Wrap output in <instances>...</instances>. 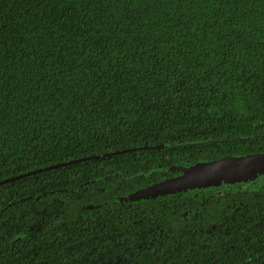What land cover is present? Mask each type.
I'll list each match as a JSON object with an SVG mask.
<instances>
[{"label": "trees", "instance_id": "1", "mask_svg": "<svg viewBox=\"0 0 264 264\" xmlns=\"http://www.w3.org/2000/svg\"><path fill=\"white\" fill-rule=\"evenodd\" d=\"M259 153L264 0H0V264H264V187L121 201Z\"/></svg>", "mask_w": 264, "mask_h": 264}, {"label": "water", "instance_id": "2", "mask_svg": "<svg viewBox=\"0 0 264 264\" xmlns=\"http://www.w3.org/2000/svg\"><path fill=\"white\" fill-rule=\"evenodd\" d=\"M177 169L181 171L180 175L142 188L121 199V201L155 199L163 195L179 194L221 185L247 183L258 178H264V153L226 157L209 162H199L190 166H182ZM21 177L23 176L17 178Z\"/></svg>", "mask_w": 264, "mask_h": 264}, {"label": "rangeland", "instance_id": "3", "mask_svg": "<svg viewBox=\"0 0 264 264\" xmlns=\"http://www.w3.org/2000/svg\"><path fill=\"white\" fill-rule=\"evenodd\" d=\"M251 188H263L264 187V178L252 181L250 184Z\"/></svg>", "mask_w": 264, "mask_h": 264}]
</instances>
